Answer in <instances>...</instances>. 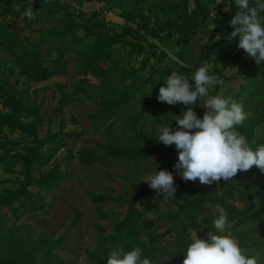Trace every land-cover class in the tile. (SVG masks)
I'll list each match as a JSON object with an SVG mask.
<instances>
[{"label":"trees","instance_id":"trees-1","mask_svg":"<svg viewBox=\"0 0 264 264\" xmlns=\"http://www.w3.org/2000/svg\"><path fill=\"white\" fill-rule=\"evenodd\" d=\"M85 2H96L103 9L89 12L81 7ZM13 3L19 4L20 12L15 11ZM28 3L29 0H0V49L12 58L11 67H0V168L16 175L18 184L5 187L0 193V264H67L60 254L68 250L67 234L34 237L19 227H10L3 209L11 211L15 222L25 215L48 214L47 199L59 192L64 180L72 175L69 167L76 157L87 165L95 161L107 163L110 159L131 160L139 165L158 156L188 194L186 198L176 194L175 199L163 198L147 183L128 177L138 190L131 197L114 190L91 192L97 214L110 219L112 229L108 231L103 223L96 224V243L86 251L87 264H106L110 249L118 246L125 250L141 247L142 258L151 259L153 264H182L183 252L191 242V230L204 225L208 232H215L211 221L217 215L213 211L217 204L226 209L230 222L235 220L232 231L240 246L247 250V255L254 256L251 250L263 245L261 238H249L250 231L264 224V173L253 166L247 172H238L232 181L221 180L218 191L208 194L188 185L177 174L176 146H166L156 138L162 125L170 123L172 129H177L174 116L188 107L158 101L159 88L173 71L188 77L193 85L192 76L201 66H207L209 74L222 79L224 84L230 78H238L239 84L223 93L224 84L209 88L210 96L231 98L243 106L246 114L258 99H264V62L257 64L238 47L239 35L230 38L234 31L230 20L238 11L235 0H77L76 4L30 0L36 11L31 21L21 15ZM249 3L255 6V0ZM113 10L119 11L121 24L107 18V13ZM260 15L264 17V13ZM15 18H20L23 24L17 26ZM202 30L208 39L201 41L198 59L191 65L170 66L159 43L172 48L193 45ZM34 32L39 34L37 39L32 38ZM71 62L77 64L82 76L75 84V94L96 100L85 85L88 76L101 81L96 101L98 113L90 117L95 130L107 124V141L98 142L96 147L83 145L76 157L69 153L64 170L55 163L45 171L55 162L66 139L77 140L82 134L66 131L61 117L57 131L40 135L45 116L40 89L35 85L66 75ZM226 70L234 72L229 76ZM16 73L19 78L13 81ZM58 88L61 93L56 115L62 116L65 105L74 98L65 92L63 85ZM202 102L198 99L191 106L201 119L205 113ZM118 117L128 121L130 132L119 136L114 133ZM235 129L246 137L253 150L264 145V109L257 115H246ZM15 134L25 140H15L12 138ZM237 193L238 196L234 195ZM151 196L166 200L171 208L159 212V205ZM257 197L258 209L254 203ZM239 202L248 206L241 208ZM107 204H117L126 211L122 217L113 218L105 211ZM151 210L155 217L148 215ZM201 216L205 217L203 225L197 219ZM81 221V211L75 210L72 225Z\"/></svg>","mask_w":264,"mask_h":264},{"label":"rangeland","instance_id":"rangeland-1","mask_svg":"<svg viewBox=\"0 0 264 264\" xmlns=\"http://www.w3.org/2000/svg\"><path fill=\"white\" fill-rule=\"evenodd\" d=\"M64 1H70L74 4L77 2V0ZM81 7L89 12L95 8L103 9V6L96 2H85ZM118 13V10L109 11L107 13V18L117 24H121L123 20L119 17ZM13 22L17 26L23 24L20 18H15ZM38 36V32L32 34L33 39H37ZM206 38L207 33L205 30H202L198 40L193 45H181L172 48L159 43V46L167 54L166 62L170 66L178 68L181 65H191L193 61L198 59L197 53L199 51L200 43ZM153 62L155 64L159 63L158 60H154ZM11 66L12 58L9 56L8 52L0 49V67ZM225 72L230 76L234 71L226 70ZM81 77L77 64L71 62L68 65L66 75L56 76L45 83L35 85V87L40 89L39 96L40 99L43 100V114L45 116V121L40 129V135H46L49 130L57 131L59 129V121L61 117L64 119L66 131L82 134L77 140L74 138H67L64 147L56 156L55 162L46 167L45 171H48L55 163L59 164L60 168L64 170L67 167V155L69 153L74 154L76 157L78 151L83 145L96 147L98 142L107 141V124L103 125L99 131L95 130L91 125L92 121L90 117L92 114L98 113L96 101L99 99L101 81L94 76H88L89 80L85 87L89 93L94 94L96 97V100H90L85 94L74 93L75 84ZM18 78L19 73H16L12 79L13 81H16ZM22 81L23 78L20 79V85H22ZM59 84L63 85L65 92L74 98L65 105L62 116L58 114L56 115V109L59 104V96L61 93L58 88ZM238 84V78H230L225 81L221 92L223 93L226 90H229L230 87L233 88ZM213 86L210 88L212 89ZM263 109L264 99H258L251 106L246 115H257ZM114 129V133L117 136L121 135L123 132H130L128 121L124 120L122 117L116 119ZM261 132L262 129H259L257 134L260 135ZM12 138L19 141L25 140V138L19 134L13 135ZM152 158H154V160ZM154 162L158 165L157 171L161 169L168 170L164 167L158 156H152L139 165H136L134 161L123 159H110L107 163L95 161L92 165H87L81 163L76 157L69 167L72 170V175L64 180L59 192L50 195L47 199V206L49 208L48 214L40 213L37 216L25 215L19 221L15 222L9 209H3V213L9 218L10 227H19L21 231L29 232L34 237H57L64 233L67 234L70 237V240L66 244L68 250L60 251V254L65 258L67 264H87L86 251L87 249L94 247L96 243V224L103 223L108 231L112 229L111 220L103 219L97 214L95 205L91 201L90 193L93 191L114 190L116 193L131 197L135 195L138 190L130 184V181L127 180L126 177L135 182H143L150 173L155 171L157 166ZM16 179V175L6 173L0 168V193L3 192L5 187H16L18 185ZM174 181L177 187L175 194L180 198H186L188 194L185 188L175 177ZM186 183L190 186L201 188L208 194H214L218 191V185L215 182L211 185L201 184L198 180L195 182L186 181ZM33 190L35 191L36 188H33ZM150 198L154 203L159 205V212L171 208V205L166 200L156 196H151ZM237 205L241 208H246L248 206L246 202H239ZM145 206L146 202L142 205V208ZM75 210H80L82 213V221L77 226L72 225ZM105 211L109 216L119 218L124 215L126 208L120 207L117 204H107L105 206ZM148 215L155 217L156 213L154 210H151L148 212ZM196 231L198 238L201 239H205V236L208 233L206 227L199 230H191V233L193 234ZM256 238H261L263 245L256 251L251 250V253H254L258 262H263L264 224L260 228L250 231L249 240Z\"/></svg>","mask_w":264,"mask_h":264},{"label":"clouds","instance_id":"clouds-1","mask_svg":"<svg viewBox=\"0 0 264 264\" xmlns=\"http://www.w3.org/2000/svg\"><path fill=\"white\" fill-rule=\"evenodd\" d=\"M235 4L238 11L230 20L234 29L230 38L239 35L238 47L260 64L264 62V17L260 15L264 13V0H255V6H251L249 0H235ZM13 8L20 12L19 4L13 3ZM35 12L29 0L21 15L31 21ZM192 81L194 85L188 77L173 71L158 94L160 102L188 106L180 115L174 116L177 129H172L170 123L162 125L156 137L164 145H175L178 149L177 174L185 181L198 180L204 185L215 182L218 185L221 180L232 181L238 172H247L253 166L264 173V145L253 150L246 137L235 129L246 118L243 106L222 95H209L211 86L223 85L224 81L209 74L207 66L199 67ZM198 99L203 101L201 106L205 109L202 119L191 107ZM156 166L143 182L163 198L175 199L177 187L172 172L164 169L157 171ZM234 195L238 196V193ZM254 203L258 209V197ZM208 207L213 206L209 203ZM213 211L217 213L211 221L215 232L209 231L207 239L198 238L197 231L194 232L183 252L182 264H258L257 258L247 255V250L240 246L233 234L236 222H230L226 209L217 204ZM197 219L203 225L205 217ZM106 264H153V261L142 258L139 246L131 250L118 246L110 249Z\"/></svg>","mask_w":264,"mask_h":264}]
</instances>
